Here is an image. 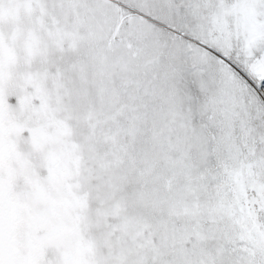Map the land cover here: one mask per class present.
Here are the masks:
<instances>
[{"label": "snow or ice", "instance_id": "obj_1", "mask_svg": "<svg viewBox=\"0 0 264 264\" xmlns=\"http://www.w3.org/2000/svg\"><path fill=\"white\" fill-rule=\"evenodd\" d=\"M0 264H264V0H0Z\"/></svg>", "mask_w": 264, "mask_h": 264}]
</instances>
